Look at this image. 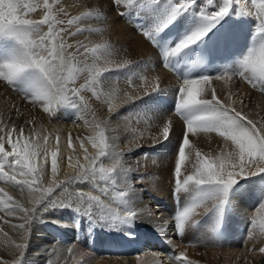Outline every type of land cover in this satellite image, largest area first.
<instances>
[{
    "label": "snow or ice",
    "instance_id": "6c2138e0",
    "mask_svg": "<svg viewBox=\"0 0 264 264\" xmlns=\"http://www.w3.org/2000/svg\"><path fill=\"white\" fill-rule=\"evenodd\" d=\"M136 2L137 0H112L114 7L122 9L117 13L121 17ZM147 3L155 5L159 4L160 0H147ZM167 3L170 8L162 18L152 27L140 29L143 37L153 45L154 37L173 24L178 16L195 5L197 0H178V2L167 0ZM233 3L236 5V15L254 16L258 21L257 34H264V0L256 5L255 12L246 9L243 0H224L222 5L217 6L216 10L210 13L201 9L203 26L165 51L164 67L168 68V57L179 54L211 31L231 12ZM212 4L213 0H206L205 7ZM37 10L43 11L42 18L30 19V14ZM68 15L60 0H0V37L13 38L21 46L18 54L0 63V81L22 93L24 100L32 103L33 106L39 104L45 113H52L53 116L56 115L59 107L65 105L78 108L79 112L88 110V100L83 93L87 91L97 100L101 99L104 74L132 64L129 60H124L122 63L113 61L111 59L113 49L107 42L96 43L93 46L79 41L76 45L67 44L66 36L97 31L87 27L88 18L92 16L100 18L102 13L99 10L87 11L66 20L61 18ZM44 26L47 27V31L43 30ZM68 49L74 51L70 52ZM78 57H82V61L78 60ZM81 63L83 66H78ZM113 63L115 68L110 67ZM239 63L240 70L235 74L226 72L216 77L205 75L195 79H185L176 85L178 93L174 115L182 122L183 130L175 159L172 192L177 200L181 193H194L191 202L178 209L173 217L174 231L178 236L183 237L188 229L196 225L198 221H194L193 216L199 215L196 212L197 208L204 206V214L210 211L221 214L228 202L229 193L238 180L264 173V123L249 118L243 108L238 110L234 106L236 101L232 99L231 93L227 97L230 103H225L217 96L215 88L211 87L214 79L237 78L249 83L254 89L258 88L264 92V42L251 47ZM81 76L84 77L85 82L75 87L77 79ZM140 79L145 80L146 77ZM19 81L26 84V90L19 88ZM160 89L157 82L150 92L145 91V95ZM125 97L126 102L141 98L128 93H125ZM109 111H112L111 106ZM186 113L195 114L185 119ZM93 127L99 130L95 136L87 137V140L96 149L95 154L89 155L84 142L81 141L80 148L84 151L83 159L86 163H77L73 166L72 158H68L69 166L75 167L74 176L63 181L58 179L59 150L51 151L52 181L47 188L42 185L46 182V173L49 171L46 166L49 158V137L43 136L44 143L41 144L38 135L35 139L31 135L26 137L23 128L14 135L15 127L0 135V180L11 183L21 191L25 188L29 191H39L41 196L36 203L40 206L44 205L39 209L25 208L14 202L13 197L0 188V204L6 206L9 215L20 213V219L23 221L13 226L22 230L21 239L24 242L15 243L19 258L12 264H21L20 258L23 257L27 247L32 224L40 217L38 212L42 213L57 207H70L85 214L98 210L99 219L109 221L113 226L117 223H130L141 219V214L135 207H128V198L137 192L133 184L125 179L129 169L122 162L121 154L112 150L101 123H96ZM172 127L171 119L163 124L161 133L163 140L172 135ZM197 132L216 133L222 138L225 146L221 148L219 155L213 158L202 155L197 150L194 170L190 174L182 175L186 149L190 145L189 135ZM58 140L59 138L57 142ZM68 147H73L71 135H69ZM103 158L109 159L111 164L105 166ZM77 182L91 184L99 194L79 189L69 191V187ZM121 183L124 184L123 188L118 187ZM61 187H63L61 193L64 194L62 198L54 197V191ZM121 205L124 207L122 208ZM151 215L149 213V216ZM252 223L254 225L255 221ZM260 227L264 230V221H261ZM159 231L166 233L167 230L161 227ZM74 250H78L76 245L68 248L69 253ZM260 251L264 253V248ZM89 255L90 253L86 251L80 253L82 264H85ZM174 260L178 264H191L184 251H180ZM0 264H9V262L0 260ZM48 264L53 262L50 260Z\"/></svg>",
    "mask_w": 264,
    "mask_h": 264
},
{
    "label": "rangeland",
    "instance_id": "374dc122",
    "mask_svg": "<svg viewBox=\"0 0 264 264\" xmlns=\"http://www.w3.org/2000/svg\"><path fill=\"white\" fill-rule=\"evenodd\" d=\"M258 1L260 2V0ZM173 2H178V0H173ZM216 2L217 0H213L212 5H215ZM250 2H253V0L248 1L246 9H250ZM60 4L69 14L68 17H61L65 20L67 18L78 16L81 13L87 11L99 10L102 13V16L100 18H97L95 16L88 18L87 27L97 31H85L82 34H77L75 36H66L65 40L67 44L76 45V43L79 41L87 43L89 44V46H93L96 43L107 42L112 46L113 49V54L111 57L113 61H115L116 63H122L124 60H129L132 62L131 65L123 69L111 71L104 74L102 78L104 82L102 86L103 90L101 93V99L97 100L96 98L91 96L90 92L87 91H85L83 94L89 99L90 102L88 111L90 113V126L91 129L94 130L93 135H95L99 130L94 128L93 125L96 123H101V127L105 129V134L108 138V142L112 146V150L114 151V153L121 154L122 162L124 163L125 167L129 169L128 176L125 177V179L130 181L137 189V192L132 194L128 198V207H135L137 212L140 213V211L142 210H139V207L145 204L148 205V208L150 209L160 211V209L163 208L164 205L167 206L169 204H172V202L174 201L173 192L171 191L169 193L166 189H164L168 186L162 187L161 185H163V181H166L165 178H168V180H170L172 184V188H174L173 171L175 166L176 154L180 145L181 133L183 130L182 122L177 116L174 115L176 102L174 105V109H172L171 111L167 109L168 107L160 103H168L169 106H172L174 96L169 103L168 99L165 97V93L161 91V89L145 95V91L147 90L150 92L155 84L152 83L153 80L151 81L149 79L148 72L144 67V61H142V56L137 57V51H135L130 44L125 43L124 39H118L115 31L112 30L111 26L114 27V30H116L118 27V17L121 19L124 17L117 15L118 11H121L122 9L114 7L112 0H60ZM196 4H198V7L200 9L205 8L206 0H197ZM162 5H165V8H163ZM154 6L155 8H153ZM167 6L168 8H170V5H168L167 1L160 0L159 4L152 5L148 4L147 0H137L136 4H134L131 7L132 9H130L132 11V14L135 11H137V13L141 12L142 14H147V12L154 13L157 8H162L164 11H166ZM206 8H209V6H207ZM38 13L39 15L37 16V18H35V20H39L43 16L42 10H38ZM180 18L182 22H184L186 18H194L196 20L198 18V22L200 23V25L202 26L204 24L202 16L200 15L198 17L197 13L194 12L193 7L178 16L176 20H180ZM242 18H240V20ZM110 20L112 21V24H110ZM239 22L242 24H240ZM239 22L237 23L239 25H237L231 23L228 19L223 18L214 27V29L210 31V33L215 34V30L217 31V35H220V33H229L232 35L233 41L236 40L237 42L241 40L243 46H246L245 44L247 43L245 40L244 32L248 31V22L244 18ZM123 23L127 22L123 21ZM120 24H122V22H120ZM232 27H235V29H233ZM43 30L47 31V27L44 26ZM74 30L75 29H73V31ZM239 30H241L240 32L243 33L240 34ZM135 31L137 32L136 29H134V32ZM131 36H133V34ZM221 36L224 39H227V37L229 38V36ZM6 38L7 37H0V63H3L12 55L18 54L21 50V46L19 45L18 41L13 38ZM224 39H220L219 42H223ZM259 40L264 42V34L258 35L257 31L255 33H250L247 44L248 47L247 50L244 51V55H246L248 50L251 47L255 46ZM230 42L232 43V39ZM235 46L236 43H233V48L230 49L235 51ZM68 51L71 52L74 51V49H68ZM77 59L82 61L83 58L78 57ZM240 60L241 57L239 58V60H237V63H239ZM78 66L83 65L81 63ZM110 67L115 68V63L110 65ZM233 68H235V71H228L227 73H237V67ZM222 74L217 68L214 72V75H212L211 77H216ZM140 77H146V79L141 80ZM129 79H131V83H129ZM84 82V77L81 76L77 79L74 86L79 87ZM18 86L19 88L25 90L27 87L23 81H19ZM247 86H244L242 80H239L237 78L228 80L225 77L221 80L214 79L211 82V87L215 88L217 96L222 101H224L225 103H230L227 97L231 93L232 99L236 101V104L234 106L238 110L243 108V111L249 116V118L259 123H264V101L261 105L260 103L258 104L259 100H264V92H261L258 88L254 89L251 85H249L248 87ZM240 89L243 94L239 93ZM125 93H128L129 95L134 97L141 96V98L126 102ZM159 93L165 98V101L163 98H161L162 100L159 99ZM255 99L256 101L259 99L257 103H255ZM241 101L243 102V104H241ZM110 106L112 108V111H109ZM80 113L81 112H79L78 108L67 105L59 107L55 116H53L52 113H45L39 104L33 106L32 103L24 100L22 93L13 90L11 87L6 86L4 82L0 81V129H4V131H0V135H4L6 131H10L13 127H15L16 132L14 133V135H17L19 133V129L23 128L24 135L26 137L30 135L32 137H36L41 132L42 136H44V134H49L52 136V138H56L57 141V138L60 139L64 136L65 138L67 137L66 131L63 130V125H65V123H72L73 119L80 117ZM168 113L172 114L170 116H167ZM193 114L195 113H186L185 119L191 118ZM174 118H176L179 122L176 125H179L181 128L177 129L176 125H173L172 135L168 139L163 140V137L161 135L163 124L169 119L176 121V119ZM80 120L81 119H77L76 123L80 122ZM189 139L190 145L186 149V161L182 165V175L190 174L194 170V166L196 164L195 153L197 150L200 151L202 155L213 158L216 155H219L221 148L225 146L222 138H220L216 133L197 132L194 134H190ZM64 162L65 161H63L62 158L58 160V179L61 181L75 175V168H73V170L71 171L63 169V167L65 166ZM59 163H61L62 165H60ZM83 163H86V161H84ZM103 163L105 164V166H109L111 164V161L107 158H103ZM51 181V172L48 171L46 173V182L44 184V188H47L49 186L48 182ZM6 183V181L0 180V188H3L5 191L9 192V195H12L11 186H5ZM100 183L103 182L101 181ZM72 185L69 187V191L76 189L75 186ZM81 185L82 183L80 184V186ZM118 187L123 188L124 184L121 183L118 185ZM78 189L81 190V188ZM26 190L28 189L25 188L23 191H21L18 188L16 191H14V193L20 191L22 198L20 200L24 202L22 203L23 205L21 204V206L29 209V207L31 206V202L26 205ZM62 191L63 187L56 189L53 193V196L62 198V196L64 195L63 193H61ZM30 192L31 191L28 192V196H30ZM35 193L36 195L38 194L37 197L39 199L41 193L39 191H33V197ZM92 194H95V192L92 191ZM192 195H194V193H181V206H178V209L190 203ZM234 195H238L239 202L237 203L238 205L243 204V207H240V205L234 207V205L231 204V198ZM182 201L185 204L182 205ZM35 205L38 204L35 202ZM262 205H264V173L240 179L238 180L237 184L233 186L228 196V202L222 212L223 215L225 214V218L223 219L222 215L223 223L221 221L220 226L218 225V220L221 214H217L215 211H210L204 216L202 215L201 218L197 220V218L203 213V210L201 209L203 206L197 208L196 212L199 213V215H194L193 220L198 222L195 226L187 230L190 231L188 233L190 235V243L186 245V248H190L189 250H191V253H194L193 255L196 257L193 258V255L191 254L192 258H188L191 261V264H264V253L260 251L261 248H264V230H262L260 227L261 221H264V206ZM41 207H44V205H42ZM242 208L244 209L245 214L244 216L242 214V216H239L240 210ZM49 210L50 211L43 212L44 214L38 215H40V218L44 222V220L46 219L42 218L43 215L46 216L49 214L51 218H49L50 224L48 227L57 229V234L55 235V237L57 238L56 242L61 243L62 246L65 247V249L66 245H64V243L68 238L65 237V235L62 234V231L59 229H63V227L67 225L68 229L72 228L73 232L77 234H75L74 237L78 238V236L83 231V224L81 222L82 219L86 218L87 221L91 222L92 218L96 217V212H91L88 214H81L77 212V214H72L71 216L69 214V217H64L65 213H63V211L69 212L73 210V208L70 207L50 208ZM230 213H232L230 218L231 220H229V223H226ZM97 214H99L98 210L96 215ZM211 215H213L211 226L209 227V225H205L203 227L201 222L203 220L205 221L207 217H211ZM174 216L175 215H172V218L168 224L162 226L163 228H166L168 232L166 231V233H162L161 238L158 234H154L160 232L157 228L153 229L152 225H154V220H150V224H144L142 221L133 220L135 221V226L139 230H135L134 228H132V234H129L126 237L114 234V236L112 235L111 237L110 235V241L109 243L106 242L107 244L102 243L101 245H99L97 244V240L96 243L94 241L93 243H95V246H93L91 250V254L93 256L90 255L86 257L85 264H124L115 261L111 262V259L113 258L128 259L129 262H127L126 264H141L137 260L138 255H140L139 258H144L148 253L154 252V250H150L148 248L151 239L146 238L143 241L141 240L143 236L149 233L153 234H150L152 236V240L155 238H158L160 240H157V242L155 243L163 244L162 249H160L159 252L163 254L165 253L164 255L167 254L168 257V262L163 263L178 264V262L174 260V257L180 252V245L177 249V246H175L174 248V245H171V243H169V240L173 238L175 239V241L181 240V236H173V234L175 233L173 222ZM12 217H15L16 219L17 217H19L20 219V213H14L11 215L7 213L5 216L3 215L2 209L0 208V258L1 256L8 258V256L14 253H17L19 255L18 250L14 248L15 243L24 242L21 239V235L13 238L14 233L12 231H14L16 228L13 227L15 224L10 225L9 223V221L13 219ZM238 217L242 218H240L239 222L236 219ZM99 221L97 220L95 224H98ZM252 221H255L254 225ZM22 222L23 221H21V223ZM236 222H238L240 226H238ZM95 224L93 227L94 230L96 228ZM167 225L170 228H168ZM56 227H58L59 229ZM155 229L157 230L155 231ZM193 229L194 231L191 232V230ZM91 231L92 230H90V232ZM33 233L36 234L37 232L33 231ZM82 233L84 234V231ZM250 233L252 235H250ZM191 234L193 238L191 237ZM230 238L231 240L233 239V241H231ZM132 240H136V243H133ZM39 241H31L32 245L38 244V246L34 247V249H38L40 246L45 247L49 245L48 243H43V245H41V242ZM113 246L115 248H113ZM136 246H138L139 250L142 251L139 254L138 252H136L138 250L136 249ZM249 246H253L254 248L252 247L253 249H251L249 248ZM115 250H121V252L119 254H115ZM196 253L198 256L196 255ZM199 256H201V259ZM31 257L32 255L29 256L28 259H30ZM36 257H39L41 259L43 258L39 255H36ZM10 258L11 257H9L8 260L3 259V261H8L9 264H12ZM47 258L50 260L49 256H47ZM23 261L24 260L22 259L21 264H23ZM77 262L78 264H82L81 259H77ZM58 263L67 264L63 263L62 261H59Z\"/></svg>",
    "mask_w": 264,
    "mask_h": 264
},
{
    "label": "bare ground",
    "instance_id": "6f19581e",
    "mask_svg": "<svg viewBox=\"0 0 264 264\" xmlns=\"http://www.w3.org/2000/svg\"><path fill=\"white\" fill-rule=\"evenodd\" d=\"M162 1H167V0H162ZM248 1L249 0H243V6L245 8H247ZM223 2H224V0H217L215 5H211V6H209V8L205 7L203 9L207 13H210L212 11H215L216 7L219 6V5H222ZM260 2H261V0H260ZM260 2L258 0H253V2L249 3V8L253 12H255L256 5L259 4ZM162 6H163V8H165V5H162ZM192 7L194 9V12H196L197 16L199 17L201 15V9L198 7V4H195ZM153 8H155V6ZM168 10H169V8L167 6L166 11H164L162 8H157L154 13H151V12L148 13L147 12V14H142L141 12L137 13V11H135L133 13L134 15L132 14V11H131L130 15H124V17L122 16L123 17L122 19L118 17L119 24H118V27H117L116 30H114V27H112V26H111V28H112L113 31H115V34H116L118 39H120V38L124 39L125 43L130 44L131 47L135 51H137V57L142 56V59H143L142 61H144V67L146 68V71L148 72L149 79L151 81L153 80L152 83H154L155 85L157 84V82L159 83V87L161 88V91H163L165 93V97L168 99L169 103H170L171 99L174 96L172 106H169L168 103L167 104L166 103L164 104L163 102L160 103V104L168 107L167 109L169 111H171L172 109H174V105H175V102H176V99H177L178 87L176 85L178 83H182L183 80L188 79L187 76L189 74L190 69H188L189 71L188 70H182L181 71V74H182L181 77L177 76L173 72H170L168 69H166L164 67L165 62H164L163 58H161L158 48L156 46H154L153 44H151L150 42H148L143 37V35L141 33H139L140 29H148V28L152 27V25L155 24L160 18H162L166 14V12ZM38 15H39V13H38V10H37L36 12L30 14L29 18L30 19H35V18H37ZM146 15H148V16H146ZM137 16H141L144 19L145 22H144L143 25L136 26L134 24V19ZM242 17L247 20L248 26H249V28L247 29L248 31L246 30L247 32H244L245 40H246V43L248 44V39L250 37V33H255L257 31V28H258L257 19L254 16H252V15H248V16L240 15V16H237L236 15V5H235V3H233L232 10L228 14V17L226 15L224 18L228 19L233 24H237L239 21H241L243 19ZM240 18H242V19L240 20ZM192 19H193L194 22L192 21ZM112 21H113V19H112ZM112 21L110 20V24H112ZM123 21L127 22L128 24L127 23H123ZM120 22H122V24H120ZM177 24L179 25V27H178ZM177 24H176V26L178 27V34H177L176 38L174 39V42H173V44L171 45L170 48L174 47L186 35L190 34L192 31H195L196 29H198V28L203 26V25L201 26L200 23L198 22V18H197V20L194 19V18H191V19L190 18L189 19L186 18V20H184V22H182V20L180 18V20H179V22ZM240 24H242V23H240ZM237 25H239V24H237ZM133 28L137 30L139 35H138V33L136 31L134 32ZM232 28L235 29V27H232ZM129 30H133V31H129ZM240 31L241 30H239V32ZM209 33H210V31L207 34H209ZM242 33L240 32V34H242ZM132 34H133V36H131ZM210 36L212 38L213 36H215V34L210 33ZM241 37H240V39H241ZM217 40L218 41H216L217 43H216V46H215V49H214L215 60L217 59V57L222 58V56H220V42H219L220 39H217ZM243 41H244V39H243ZM261 42H263V41L259 40L258 43L257 42L256 43L259 44ZM235 43H236V46H235L236 50L233 51L232 49H230L228 47L227 39H224L223 48H225L226 51H229V52H226V53H228L227 55L226 54L223 55L224 58L221 59L222 64H221L220 70L225 69V66H228V64L231 62L232 67H237V72H239L240 64L237 63V60H239L240 57H241V59L244 57V51L247 50L248 45L245 44L246 46H243V43H242L241 40H239L237 42L235 40ZM122 44H124V43H122ZM170 60L171 59H169L168 61H170ZM215 60L213 61V63L215 62ZM211 65H212V63H211ZM202 71L203 70H201L199 72L200 75H202ZM157 78H159L158 81H157ZM235 82H237V81H235ZM237 83H239V82H237ZM242 83H243L244 86H247V85L249 86L250 85L249 83H247L245 81H242ZM236 88H238V87H236ZM239 93L243 94L241 92V89H240ZM85 98L88 100V105L90 106L89 99L87 97H85ZM161 98H163L164 101H165V98L162 95H160V93H159V99L162 100ZM239 99H240V97H239ZM254 101H255V103H257L256 99ZM263 101L264 100H259L258 104L260 103V105H261L263 103ZM171 114L168 113L167 116H170ZM89 115H90V113H89L88 110H82L81 113H80V117L78 118V119H81L80 122H78V123L73 122L74 120L77 121V118H76V119H73L72 123H70V124H66L65 123V125H63V130L66 131L67 137L66 138H65V136L61 137L58 140V142L56 141V138H52L51 135L44 134V136L47 135L49 137V142H48L49 158H48V164L46 165L49 168V171H50V159H51L50 158V153H51V151H55L57 149L59 150L58 151V160H60L62 158V160L65 161L64 162L65 166L63 167V169H66L68 171L73 170V168H75V167H70L69 166V162H68L67 158H69V157L72 158L73 166H75L79 162H81V163L84 162V159H83L84 151L80 148L81 141L84 142L85 147L88 150V154L89 155H93L94 154L96 149H94L92 147L91 143L87 140V137L95 136V135H93L94 130H92L91 126H90L91 125L90 124L91 121H90ZM174 119H176V118H174ZM85 121H88V123H85ZM172 122H173L174 126L177 123H179L177 119H176V121L172 120ZM176 128L180 129L181 127L179 125H176ZM69 135H71V139H72V143H73V147L72 148L68 147ZM38 136L41 138L40 139V143L43 144L44 141L42 139L43 136L41 135V132L38 134ZM33 138L35 139V137H33ZM5 146H6V148L8 147L7 144ZM41 162H43V161H41ZM59 164L62 165L61 163H59ZM165 180L166 181H163V185H161V186L162 187L163 186L164 187L168 186L167 188H164V189H166L170 193L172 191V189H173L172 188V184H171L170 180H168V178H165ZM48 183L50 184L51 182H48ZM81 183H82L83 186L82 185L80 186ZM44 184H43V187H44ZM5 186H11V190H12V195L11 196L13 197V201L14 202H18L20 205L22 203H24V202H22L20 200V199H22L20 191H17V192L14 193V191H16L18 188H16L14 185H12L9 182H7L5 184ZM72 186H75L76 189L81 188V190H85L86 192L94 191L95 194H98V191L95 188H92L91 184H89L87 182H77V183L73 184ZM28 192L29 191L26 190V195H25V198H27L25 200L26 205H28L31 202V206L29 207V209H31L33 207H36V208L39 209L41 206L39 204L35 205V202L38 200V197H37L38 194L36 195V193H35L34 197H33V191L30 192V194H29L30 196L27 195ZM238 198H239L238 195H234L231 198V200H232L231 204H233L234 207L235 206H239V205H240V207H243L242 206L243 204L242 205L241 204L238 205V203H237V202H239ZM174 202H175V200L172 202V204H169L167 206L164 205V207L161 208L160 211H158V210L156 211L155 209H150V208H148V205H145V204L141 205L139 207V210H142V211H140L141 219H138V220L142 221L144 224L145 223L146 224L147 223L150 224V220H154V225H152V227H153V229L157 228L158 231H159V228L162 227V226H165L166 224H168L170 222L171 218H172V215L176 214L178 207L175 205ZM183 204H185V203L182 201V205ZM180 205H181V201H180ZM10 206L11 205H8V207H10ZM121 207L123 208L124 206L121 205ZM0 208L2 209L3 215L6 216V214H7L6 213V206L3 205V204H0ZM201 209L203 210V213L197 218V220L199 218H201L202 215L204 216L206 214V213L204 214V211H205L204 206ZM48 211H50V210H48ZM77 212L78 211H76L75 209H73L72 211H69V212L63 211V213H65L64 217H69V214H70V216L72 214H77ZM94 212L97 213V210L94 211ZM78 213L84 214V212H82V211H79ZM96 213H95L96 217L95 218L93 217L91 222L87 221L86 218L82 219V221H81L82 224H83L82 225V230L84 231V234L82 233L83 232L82 231L81 234L78 236V238L74 237V235L76 233L73 232L72 228L68 229L67 225L65 227H63V229H59L58 227H56V228H58L59 230L62 231V234H64L65 237L68 238L66 240V242L64 243V245H66V249H65V247L62 246L61 243L56 242L57 238L55 237V235L57 234L56 233L57 229L48 227L49 224H50L49 218H51L49 216V214L46 215V216L43 215L42 218L46 219V220H44V222H43V220L40 217L37 218L36 220H34V222L32 224V227H31L32 228L31 229L32 232H31V235H30V237L28 239L29 242L27 241V243H28L27 247L25 249L23 257L21 258V260L22 259L24 260L23 264H44V262H45V264H48V262L50 260L54 261L53 264H59L58 263L59 261H62L63 263H67V264H78L77 259H80V253L82 251H86V252L90 253L91 256H93L91 254V252H92L91 250H92L93 246H95L94 244L96 243V240H97V244L101 245L102 243H106V242L109 243L110 235H111V237H112L113 234L114 235H121V236H125L126 237L127 235L132 234V228H134L135 230H139L135 226V221H131L130 223H117L116 225L113 226V225H111V222H109V221H102V220L99 221V216H98L99 214L96 215ZM149 213H151L152 215L149 216ZM232 213L229 214L226 223H229V220H231L230 218H231V214ZM38 214H44V213L43 212L42 213L38 212ZM241 214L243 216L245 214L243 208L240 210V215L239 214L238 215L242 216ZM213 215H211V217H209V218L207 217L205 221L203 220L201 222L203 227L205 225H209V227L211 226ZM222 215H223V213H221V215L219 217V220H218V225L219 226H220V223L222 221ZM12 218L13 219L10 218L11 221H9L10 225H13V224L18 225L22 221V219H19V217H17V219L15 217H12ZM240 218L241 217L236 218L238 222L240 221ZM97 220L99 222H98V224H95ZM88 222H90V223H88ZM238 222H236V224L238 226H240ZM94 224L96 225L95 230L93 228ZM167 227L170 228L168 225H167ZM14 228H16V229L14 231H12L14 233L13 238L17 237V236H20L21 233H22V230H20L19 228H17V227H14ZM157 229H155V231ZM88 230H89V232H88ZM90 230H92V231L90 232ZM33 231H35L37 233L35 234V233H33ZM193 231H194V229L191 230V232H193ZM70 232H72V233H70ZM189 232L190 231H187L184 234V236L181 237V240H179V241H175L174 238L170 239L169 241H171V245H174L173 246L174 248H175V246H177V249H178V246L180 245L179 251L186 252L187 257L188 258H192L191 254L193 255L194 253H191V250H189L190 248L189 249L186 248V245L188 243H190V241H189L190 235L188 234ZM162 233H165V232H161L160 231V232H157V233H154V234H158L159 237L161 238L162 237L161 236ZM170 233H171V231H170ZM150 234L153 235L152 233L146 234L147 236L146 235L143 236L141 240L143 241L146 238L151 239V241H150V243L148 245V248L150 250H154V252L148 253L146 255V257H144V258H139L140 255H138L137 260L141 264H155V263L156 264H161V260H162V262H165V263L168 262L167 254L164 255L165 253L163 254V253L159 252V250L162 249V245L163 244L155 243V242H157V240L158 241H160V240L158 238H155V239L152 240V236ZM176 235H177L176 233L173 234V236H176ZM170 236H172V235H170ZM191 237H192V234H191ZM115 238H117V237H115ZM33 240L34 241H39L40 240L39 242H41V245H43V243L44 244L48 243L49 245H47L45 247H41L40 246L38 249H34V247H37L38 244L32 245L31 241H33ZM230 240H231V238H230ZM94 241H95V243H93ZM231 241H233V239ZM132 242L136 243V240H132ZM232 243H234V242H232ZM73 245H76L78 250H74L72 253H69L68 252V248L72 247ZM167 245H169V244H167ZM136 247H137L136 249H138L136 251V252H138V254L140 252H142V251L139 250L138 246H136ZM252 247L249 246V248L253 249L254 247L253 248ZM113 248H115V247L113 246ZM120 252H121V250H115V254H119ZM31 255H32V257L30 259H28V257L31 256ZM36 255L42 256L43 258L41 259L39 257H36ZM196 255H197V253H196ZM47 256H49L50 260L47 258ZM9 257H11L10 260L13 262V261H15V259L19 258V255L17 253L16 254L14 253V254H11L10 256H8V258ZM199 257L201 259V256H199ZM8 258L1 256L0 260H3V259L4 260H8ZM45 258H47V259H45ZM193 258H196V257L193 255ZM113 261L121 262V263H124V264L129 262L128 259H121V258H113V259H111V262H113ZM109 263H110V261H109Z\"/></svg>",
    "mask_w": 264,
    "mask_h": 264
}]
</instances>
